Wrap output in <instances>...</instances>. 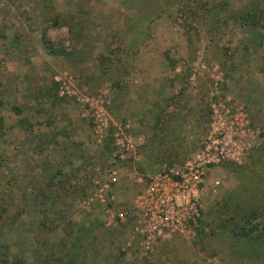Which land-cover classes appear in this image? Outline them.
I'll list each match as a JSON object with an SVG mask.
<instances>
[{
	"label": "rangeland",
	"instance_id": "obj_1",
	"mask_svg": "<svg viewBox=\"0 0 264 264\" xmlns=\"http://www.w3.org/2000/svg\"><path fill=\"white\" fill-rule=\"evenodd\" d=\"M215 154L144 242L148 178ZM0 264H264V0H0Z\"/></svg>",
	"mask_w": 264,
	"mask_h": 264
},
{
	"label": "built area",
	"instance_id": "obj_2",
	"mask_svg": "<svg viewBox=\"0 0 264 264\" xmlns=\"http://www.w3.org/2000/svg\"><path fill=\"white\" fill-rule=\"evenodd\" d=\"M184 165L165 173H153L136 196L139 232L146 243L173 235L189 234L198 224V195L204 163Z\"/></svg>",
	"mask_w": 264,
	"mask_h": 264
},
{
	"label": "trees",
	"instance_id": "obj_3",
	"mask_svg": "<svg viewBox=\"0 0 264 264\" xmlns=\"http://www.w3.org/2000/svg\"><path fill=\"white\" fill-rule=\"evenodd\" d=\"M199 211H200V209H199Z\"/></svg>",
	"mask_w": 264,
	"mask_h": 264
}]
</instances>
